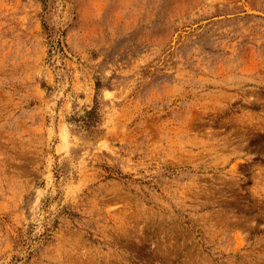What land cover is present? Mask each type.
<instances>
[{"label":"rangeland","instance_id":"obj_1","mask_svg":"<svg viewBox=\"0 0 264 264\" xmlns=\"http://www.w3.org/2000/svg\"><path fill=\"white\" fill-rule=\"evenodd\" d=\"M0 264H264V0H0Z\"/></svg>","mask_w":264,"mask_h":264}]
</instances>
